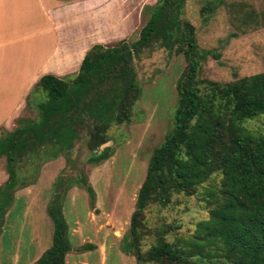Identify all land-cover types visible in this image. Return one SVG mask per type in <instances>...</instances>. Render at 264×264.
<instances>
[{
	"label": "trees",
	"instance_id": "16d2710c",
	"mask_svg": "<svg viewBox=\"0 0 264 264\" xmlns=\"http://www.w3.org/2000/svg\"><path fill=\"white\" fill-rule=\"evenodd\" d=\"M185 1L156 0L144 7L147 19L135 41L93 44L73 76L39 78L29 97L42 95L35 102L37 118H19L0 138L7 174L0 186V230L13 193L32 185L44 163L63 156L71 164L82 133L89 152L86 163L108 159L111 149H100L108 130L130 123L141 95L132 61L156 46L181 55L185 66L175 82L172 124L147 162L123 249L137 264H264V134L243 125L264 116V71L223 84L205 81L199 87L200 63L219 56L198 48L192 26L181 18ZM222 3L205 1L203 21ZM60 173L45 209L52 226L50 245L32 264H64L70 251L62 215L67 190L81 186L93 197L81 171L74 178ZM215 174L220 175L218 183H208L201 194L207 218L173 243L164 241L163 231L156 232L154 244L142 255L138 242L144 209L151 203L164 207L172 194L190 196Z\"/></svg>",
	"mask_w": 264,
	"mask_h": 264
},
{
	"label": "rangeland",
	"instance_id": "374dc122",
	"mask_svg": "<svg viewBox=\"0 0 264 264\" xmlns=\"http://www.w3.org/2000/svg\"><path fill=\"white\" fill-rule=\"evenodd\" d=\"M155 1L122 0L123 30L109 37V41H115L107 45L119 40L135 41L147 19L144 7L152 6ZM205 1L186 0L181 15L192 26L198 48L219 56L216 60L207 56L200 63L196 76L199 87L205 81L223 84L264 71V0H223L204 22L200 9ZM111 33L108 30L109 36ZM132 65L141 95L132 110L130 123L108 130L105 146L111 149L110 156L101 164H87L89 152L82 133L72 149L71 164L66 165L63 156L42 164L35 182L13 193L12 202L3 215L1 264H15L22 251L29 250L36 257L50 245L52 226L45 209L51 198L52 184L62 170L66 178H74L81 171L93 192V197L89 198L83 187L72 186L65 194L62 215L68 229L70 251L74 252L70 255L91 253L94 244H100L101 264H137L132 254L125 253L124 239L151 152L172 124L175 82L185 62L181 55L154 46L142 50ZM38 99L41 100L42 95L29 99L19 118L36 119ZM243 125L264 134V116ZM15 127L16 124L11 130ZM3 135L0 130V136ZM4 168L5 160L1 158L0 186L6 180ZM22 175L25 174L21 171ZM219 179L220 175L215 174L190 196L172 194L164 207L149 204L143 211L139 229L140 253L143 255L154 244L156 232L163 231L167 243L191 235L195 224L207 218L208 208L201 200L203 188L208 183L217 184ZM93 259L89 261L91 264Z\"/></svg>",
	"mask_w": 264,
	"mask_h": 264
},
{
	"label": "crops",
	"instance_id": "0c3cea01",
	"mask_svg": "<svg viewBox=\"0 0 264 264\" xmlns=\"http://www.w3.org/2000/svg\"><path fill=\"white\" fill-rule=\"evenodd\" d=\"M121 2L0 0V130L4 134L12 131L28 106L40 77L73 76L93 44L115 41L109 37L123 30ZM94 245L91 253L72 256L74 252L69 251L64 264H91L92 257L93 264H101L102 246ZM32 255L22 251L15 264H32L40 256Z\"/></svg>",
	"mask_w": 264,
	"mask_h": 264
},
{
	"label": "water",
	"instance_id": "95a60500",
	"mask_svg": "<svg viewBox=\"0 0 264 264\" xmlns=\"http://www.w3.org/2000/svg\"><path fill=\"white\" fill-rule=\"evenodd\" d=\"M103 147H106L105 144H103L102 146H100V149H102Z\"/></svg>",
	"mask_w": 264,
	"mask_h": 264
}]
</instances>
